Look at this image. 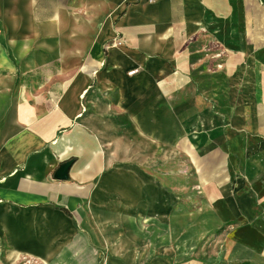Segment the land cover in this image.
Segmentation results:
<instances>
[{
	"label": "crops",
	"instance_id": "obj_1",
	"mask_svg": "<svg viewBox=\"0 0 264 264\" xmlns=\"http://www.w3.org/2000/svg\"><path fill=\"white\" fill-rule=\"evenodd\" d=\"M178 158L212 264H264V0H0V264L146 258Z\"/></svg>",
	"mask_w": 264,
	"mask_h": 264
},
{
	"label": "rangeland",
	"instance_id": "obj_2",
	"mask_svg": "<svg viewBox=\"0 0 264 264\" xmlns=\"http://www.w3.org/2000/svg\"><path fill=\"white\" fill-rule=\"evenodd\" d=\"M233 90V85L230 84ZM230 86L228 84V90ZM230 93H228V104H231V111L227 107L226 114L222 117L224 124L229 125L234 112L236 111L237 102L240 100L230 98ZM242 106H246L249 101L247 99H242ZM214 104H212V111L215 112ZM215 109V110H214ZM217 116V115H216ZM251 116H246L244 123H248ZM247 119V120H246ZM178 163L174 162L172 167L174 170L178 168L179 171V188L177 189V184L168 185V178L170 176V163L164 162V188L171 195H164L163 215L162 223L154 226L153 218L151 221L146 217L142 218V222L145 227H141L146 242V258L142 260L136 259L132 260L130 264H156L161 258L160 262L163 264H212L218 263V254L220 253L221 247L218 241L217 235L219 230L225 228H208V227H198L193 226L194 217L202 211L203 197L201 193H197V190L202 187V180L197 178L198 169L197 166H203L204 163L200 162L202 158H196L198 163L188 162L187 158H178ZM200 171V169H199ZM167 174V175H166ZM187 186V187H184ZM185 188H190L185 189ZM175 202L173 207L170 208L169 202ZM177 218L178 225L170 226L171 218ZM141 233V235H142ZM143 236V235H142ZM143 246V243H141ZM112 252L107 248L105 244H100L98 252L95 253L93 258V264H107V257H111ZM172 257H169L171 256ZM167 257V258H166ZM115 258H120L115 255ZM121 260V259H120ZM194 260V261H193ZM196 261V263H195ZM115 262L117 260L115 259ZM126 263V261H123ZM19 264H40L38 261H26L20 260ZM129 264V263H128Z\"/></svg>",
	"mask_w": 264,
	"mask_h": 264
},
{
	"label": "water",
	"instance_id": "obj_3",
	"mask_svg": "<svg viewBox=\"0 0 264 264\" xmlns=\"http://www.w3.org/2000/svg\"><path fill=\"white\" fill-rule=\"evenodd\" d=\"M72 163H73L72 159H68V160L61 162L53 174L54 178H56V179H67L68 178V171H69V168H70Z\"/></svg>",
	"mask_w": 264,
	"mask_h": 264
},
{
	"label": "built area",
	"instance_id": "obj_4",
	"mask_svg": "<svg viewBox=\"0 0 264 264\" xmlns=\"http://www.w3.org/2000/svg\"><path fill=\"white\" fill-rule=\"evenodd\" d=\"M136 70H132V71H130V73H133V72H135Z\"/></svg>",
	"mask_w": 264,
	"mask_h": 264
}]
</instances>
